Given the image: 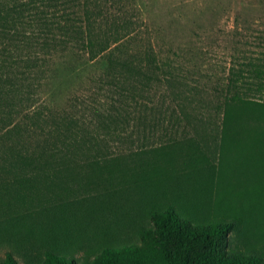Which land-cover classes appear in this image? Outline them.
I'll list each match as a JSON object with an SVG mask.
<instances>
[{
  "label": "trees",
  "instance_id": "1",
  "mask_svg": "<svg viewBox=\"0 0 264 264\" xmlns=\"http://www.w3.org/2000/svg\"><path fill=\"white\" fill-rule=\"evenodd\" d=\"M127 7L128 0H0V264H20L17 256L23 264H264V66L230 70L213 106L222 141L242 146L253 172L242 182L232 175L227 189L219 173L198 212L139 206L148 174L134 180L102 144L120 139L137 112L181 116L202 100L175 90L184 78L140 39ZM56 60L94 67L89 96L52 104L44 89ZM161 85L160 106L148 105ZM167 97L173 105L163 107ZM167 116L165 128L184 120ZM77 191L87 193L86 207ZM211 202L213 212L205 209ZM144 206L151 224L138 226L135 241L124 232L143 220L131 212Z\"/></svg>",
  "mask_w": 264,
  "mask_h": 264
},
{
  "label": "rangeland",
  "instance_id": "2",
  "mask_svg": "<svg viewBox=\"0 0 264 264\" xmlns=\"http://www.w3.org/2000/svg\"><path fill=\"white\" fill-rule=\"evenodd\" d=\"M126 10L128 16L139 20L140 39L150 44L161 58H170L184 78L174 86L175 90L180 91L181 96L202 101L188 104L189 110L181 116L177 111H156L152 116L137 118V112L120 139L112 138L102 146L108 148L110 155L121 156L123 167L134 180L148 174L147 197L137 199L139 206L146 200L160 206L172 203L177 212L183 208L187 214L196 209L198 212V200L207 201V196L203 195L211 179L219 183L218 174L223 172L225 180L221 179L220 185L227 189L232 175L242 182L255 168L242 146L233 148L222 141L220 114L213 106L220 97L217 88L226 82L230 70L247 68L251 64L264 66V0H128ZM64 61H55L56 77L44 89L52 104L61 107L69 106L72 99H85L93 88L89 78L94 67ZM98 70L96 68V72ZM157 88L158 92L150 96L151 102L146 98L148 105L153 102L160 106L156 97L165 94L167 89L165 91L163 85ZM201 103L202 111H197ZM172 105L168 97L162 103L163 107ZM167 115H171L174 123L179 119L173 118L184 117V120L174 125L176 127L165 128L160 124L167 125ZM185 118L193 125L185 127ZM156 124L160 126H154ZM189 137L194 139L192 144H184ZM209 190V198L213 200L216 188ZM75 194L82 200L78 206L86 207L87 193L77 191ZM148 207H138L131 212L143 214V220L126 228V236L137 241L138 226L151 224ZM213 208L212 202L205 207L209 212H213L210 211ZM244 230V236L251 239L254 230L251 227ZM3 252L4 249H0V258ZM82 254L83 251H79L76 256ZM17 258L23 264L22 259Z\"/></svg>",
  "mask_w": 264,
  "mask_h": 264
}]
</instances>
